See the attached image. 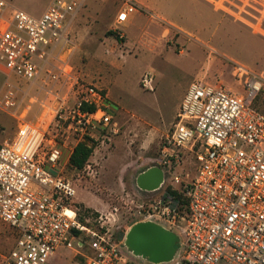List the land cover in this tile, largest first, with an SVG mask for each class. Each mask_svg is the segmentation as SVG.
<instances>
[{
  "label": "built area",
  "instance_id": "2783aa9c",
  "mask_svg": "<svg viewBox=\"0 0 264 264\" xmlns=\"http://www.w3.org/2000/svg\"><path fill=\"white\" fill-rule=\"evenodd\" d=\"M211 3H222L231 15L232 8L264 14V0ZM84 4L53 0L41 17H34L0 0V72L5 77L0 110L18 122L15 139L0 147V221L16 233L10 252L0 253V264H48L63 248L79 264H150L114 238L103 217L85 223L70 203L77 192L64 177L70 165L64 150L118 129L108 94L83 82L71 65L75 43L69 30ZM139 10L135 0H124L116 29ZM233 77L246 94L221 82L191 86L156 159L166 175L187 151L198 162L185 193L188 211L181 213L179 202L168 195L143 220L181 237L174 261L167 264H264V112L255 105L264 74L236 66ZM15 80L35 91L26 96L44 112L48 125L20 113L22 88ZM142 85L153 90L154 77L145 74Z\"/></svg>",
  "mask_w": 264,
  "mask_h": 264
},
{
  "label": "rangeland",
  "instance_id": "374dc122",
  "mask_svg": "<svg viewBox=\"0 0 264 264\" xmlns=\"http://www.w3.org/2000/svg\"><path fill=\"white\" fill-rule=\"evenodd\" d=\"M5 1L34 17L42 14L50 2ZM151 2L164 9L181 28L163 41L154 42L155 51L148 45L146 33L157 34L158 24L142 18L128 29L117 30L106 16L104 8H110L104 0L85 3L69 30L70 39L78 46L71 65L83 74L85 83L108 94L118 124L116 133L107 130L90 141L94 153L83 170L67 166L64 177L77 192L70 203L85 221L94 223L103 217L111 234L119 239L145 219L152 205L168 196L169 188L186 192L197 175L196 157L187 151L181 163L166 175L160 190L144 192L137 185L138 176L156 166L161 145L173 129L191 84L207 75L208 85L222 81L246 94L233 77L235 67L264 74V14L248 10L246 14L232 8L231 15L223 11L222 3L213 6L204 0ZM109 31L117 35L121 32L123 38H108ZM101 45L104 54L94 59L89 51ZM145 74L154 77L153 90L143 87ZM2 80L0 75V86ZM255 105L264 112V88ZM15 128L16 123L0 111V147L7 137L13 139ZM64 141L60 136L59 143ZM70 143L73 145V141ZM173 176H178L181 183L176 184ZM15 241V231L0 221V253L10 252ZM48 264L79 263L72 252L63 248Z\"/></svg>",
  "mask_w": 264,
  "mask_h": 264
},
{
  "label": "crops",
  "instance_id": "0c3cea01",
  "mask_svg": "<svg viewBox=\"0 0 264 264\" xmlns=\"http://www.w3.org/2000/svg\"><path fill=\"white\" fill-rule=\"evenodd\" d=\"M52 1L53 0H50L49 4L45 8L44 12L42 14L38 15L37 17H41L47 11V9L49 8V6L52 3ZM88 1L89 0H85V3H88ZM104 1L107 2L108 7L110 8V10H108V8L107 9L104 8L105 11H106V16L109 19L110 23H112V26H116V20H117L118 14L123 10V1L124 0H104ZM119 1L121 2V4H118ZM135 1L137 2L138 6H139V8L141 10H139L135 14L130 15L128 21L122 27H124L125 29H128L131 25L141 21L142 18H146V19L151 20L154 23L158 24V30L159 31L157 32V34L146 33V36H148L147 43L151 47L152 51H155L157 49V46H155L153 44L154 42H156L157 40L158 41L159 40L163 41L165 38L171 36V33H172L173 30H177V31L180 32L181 28L178 25H176L169 18L170 16L167 14V12L164 9L160 8L159 6L153 4L151 2V0H135ZM204 1L206 3H208V4H210V5L212 4L211 0H207V1L204 0ZM95 5H97V4H95ZM216 11H217V9H215V12ZM77 16H78V13L74 17V19L71 21V24L77 18ZM70 28H71V26H70ZM109 32H107V34H106L107 36L106 37H108V38L109 37H114V36H110ZM101 46H95V47H93V49L91 51H89L91 56H94V59L97 58L98 56H101V55L104 54L103 46L102 47ZM77 50H78V46H77V44H75V50H74V52L72 54V58L75 57V54L77 53ZM94 54H97V55H94ZM0 75L3 78L2 82H1V86H0V93H1L4 90L5 77H4V75L1 72H0ZM79 76L81 77V79H83V74L82 73H80ZM206 78H207V75H205L204 77H202L201 80H198V81H202L205 84H207L205 82ZM15 82L17 83L18 86H20L22 88L21 89L22 90V94H20V98L22 100V104H21V107H20V110H19L20 113L23 116H25V117H27V118H29L31 120H34L36 123L48 125V123L43 121L44 118H45L44 112L40 110L38 105L33 104L32 101L30 100V98L27 97L28 96L27 94H35V91L29 90V86L23 81L15 80ZM195 82H197V81H195ZM195 82H193L191 84V86ZM221 83H223V82L221 81ZM88 84H90V83H88ZM185 98H184V100H185ZM1 112H3V111H1ZM3 113L7 114L5 112H3ZM7 115L16 123V128H15L13 139L10 140L7 137L1 143V146L6 144V143H9V142L13 141L15 139L16 135H17V130H18V122H17V120L15 118H13L11 115H9V114H7ZM100 133H102V132H99V134ZM73 152H74V150L73 151H70L68 149L64 150L63 159H64L65 162L70 163V158H71Z\"/></svg>",
  "mask_w": 264,
  "mask_h": 264
},
{
  "label": "water",
  "instance_id": "95a60500",
  "mask_svg": "<svg viewBox=\"0 0 264 264\" xmlns=\"http://www.w3.org/2000/svg\"><path fill=\"white\" fill-rule=\"evenodd\" d=\"M165 178V171L154 166L138 176L137 185L144 192H156L164 185ZM120 240L135 257L150 264H167L174 261L181 237L158 223L141 221L122 234Z\"/></svg>",
  "mask_w": 264,
  "mask_h": 264
},
{
  "label": "trees",
  "instance_id": "16d2710c",
  "mask_svg": "<svg viewBox=\"0 0 264 264\" xmlns=\"http://www.w3.org/2000/svg\"><path fill=\"white\" fill-rule=\"evenodd\" d=\"M110 36H114L118 39L119 35H117L115 32L110 31L109 32ZM91 138H86L83 142L79 143L71 158H70V164L73 168L78 169V170H83L86 165L88 164L91 156L94 153V146L90 145ZM168 195L173 196L180 204V211L181 213H186L188 211V204H189V199L186 197L185 193L186 192H179L176 190H173L172 188L168 189ZM83 222L86 223L85 220L81 218Z\"/></svg>",
  "mask_w": 264,
  "mask_h": 264
}]
</instances>
